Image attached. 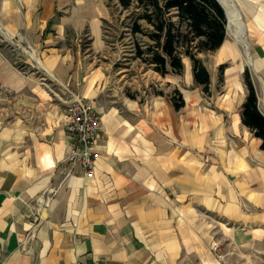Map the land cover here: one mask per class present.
Wrapping results in <instances>:
<instances>
[{"label": "crops", "instance_id": "crops-1", "mask_svg": "<svg viewBox=\"0 0 264 264\" xmlns=\"http://www.w3.org/2000/svg\"><path fill=\"white\" fill-rule=\"evenodd\" d=\"M233 1L245 33L199 54L208 91L184 56L132 97L107 92L108 0H0V264H264L263 139L243 119L247 73L264 116V0ZM70 91L101 118L90 176L68 161Z\"/></svg>", "mask_w": 264, "mask_h": 264}, {"label": "trees", "instance_id": "trees-1", "mask_svg": "<svg viewBox=\"0 0 264 264\" xmlns=\"http://www.w3.org/2000/svg\"><path fill=\"white\" fill-rule=\"evenodd\" d=\"M123 8L133 3L140 10L132 24L133 32L142 31L139 20L152 30L145 35L149 43L145 48L136 45V55L143 58L154 69L167 73H182L183 56L191 59L195 83L209 88V72L199 57L200 53L213 52L223 43L227 35L228 20L218 0H118ZM248 96L243 105L245 123L256 129L262 137L264 148V116L259 112L257 94L249 74L246 75ZM177 109L183 106L178 91L172 96Z\"/></svg>", "mask_w": 264, "mask_h": 264}, {"label": "rangeland", "instance_id": "rangeland-1", "mask_svg": "<svg viewBox=\"0 0 264 264\" xmlns=\"http://www.w3.org/2000/svg\"><path fill=\"white\" fill-rule=\"evenodd\" d=\"M108 5L110 15L104 21V37L107 46L101 57L110 73L108 94L119 96L125 93L127 96L134 97L150 88L156 90L159 87H167L166 76L157 72L152 65L136 55V45L139 44L145 48L150 42L145 33L152 30L147 23L139 20L142 31L133 32L132 24L140 12L136 3H133L130 8H123L118 0H108ZM232 28L234 29L228 22L227 32L230 35L235 34ZM7 51L15 59H20L22 56L17 51L12 52L10 49ZM9 107V98L0 94V112L5 110L10 113Z\"/></svg>", "mask_w": 264, "mask_h": 264}, {"label": "built area", "instance_id": "built-area-1", "mask_svg": "<svg viewBox=\"0 0 264 264\" xmlns=\"http://www.w3.org/2000/svg\"><path fill=\"white\" fill-rule=\"evenodd\" d=\"M70 94L71 100L65 114V125L74 146L68 161L78 162L84 174L90 176L93 174V165L98 156L96 147L101 135V118L99 112L81 96L73 91H70ZM218 249V244L212 246L213 251Z\"/></svg>", "mask_w": 264, "mask_h": 264}, {"label": "bare ground", "instance_id": "bare-ground-1", "mask_svg": "<svg viewBox=\"0 0 264 264\" xmlns=\"http://www.w3.org/2000/svg\"><path fill=\"white\" fill-rule=\"evenodd\" d=\"M228 12V22L233 26L239 35L245 33L244 23L233 0H221ZM233 29V28H232ZM234 31V29H233ZM236 34V33H235ZM244 36V35H243ZM242 36V37H243Z\"/></svg>", "mask_w": 264, "mask_h": 264}, {"label": "water", "instance_id": "water-1", "mask_svg": "<svg viewBox=\"0 0 264 264\" xmlns=\"http://www.w3.org/2000/svg\"><path fill=\"white\" fill-rule=\"evenodd\" d=\"M218 2L221 4V6L224 8L225 10V13H226V16H227V20H228V12H227V9L225 7V5L223 4V2L221 0H218Z\"/></svg>", "mask_w": 264, "mask_h": 264}]
</instances>
